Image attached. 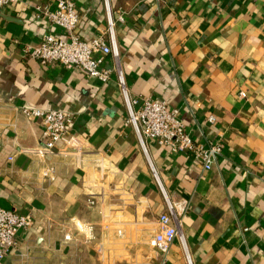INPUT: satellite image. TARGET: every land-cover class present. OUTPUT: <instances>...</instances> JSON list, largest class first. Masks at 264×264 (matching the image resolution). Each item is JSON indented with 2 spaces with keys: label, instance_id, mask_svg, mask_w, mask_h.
<instances>
[{
  "label": "crops",
  "instance_id": "crops-1",
  "mask_svg": "<svg viewBox=\"0 0 264 264\" xmlns=\"http://www.w3.org/2000/svg\"><path fill=\"white\" fill-rule=\"evenodd\" d=\"M54 2L0 7V206L32 219L2 264H156L157 214L182 199L183 242L174 238L165 264H187L185 253L190 264H264V0H107L118 53L103 63H118L130 94L176 110L193 140H220L208 169L151 137L142 148L114 72L101 82L23 51L60 34L35 14ZM73 3L76 34L108 42L103 0ZM25 105L72 114L44 159L32 150L40 121Z\"/></svg>",
  "mask_w": 264,
  "mask_h": 264
},
{
  "label": "built area",
  "instance_id": "built-area-1",
  "mask_svg": "<svg viewBox=\"0 0 264 264\" xmlns=\"http://www.w3.org/2000/svg\"><path fill=\"white\" fill-rule=\"evenodd\" d=\"M16 1L0 0V7L11 5ZM103 2L108 42L102 33L79 37L74 31L78 17L73 0H55L52 7L45 4L35 5V14L58 26L60 34L43 33L36 43L24 46L23 51L40 63L58 62L65 66H75L86 76H93L101 82H105L114 72L126 108V121L132 126L142 148V138L151 137L172 151L189 153L203 169L210 168L220 153L219 139L212 142L193 140L185 130L176 110L167 108L164 100L130 94L118 63H103L106 54L116 57L118 53L112 32L115 19L109 14L107 0ZM116 19L122 20V15L118 13ZM239 93L242 94L241 91ZM19 110L25 116L39 119L43 139L32 150L35 156L44 159L47 154L53 152L55 144L65 137L67 128L72 122V114L55 107L25 105L20 106ZM212 119V115L207 116L208 121ZM53 173L52 164L41 167V174L45 178L52 179ZM186 201V199L177 202L167 201L166 211L157 214V227L148 238V244L160 253L156 264H165V254L174 238L183 242L178 217L184 211ZM31 222L29 212L13 211L0 206V264L4 256L15 247L16 231L29 227ZM75 225L80 228V224L75 223ZM69 237V233L64 234V238ZM185 259L187 264H190L187 253H185Z\"/></svg>",
  "mask_w": 264,
  "mask_h": 264
}]
</instances>
